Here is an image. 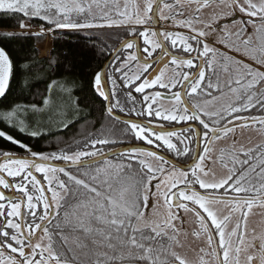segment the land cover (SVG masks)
Returning a JSON list of instances; mask_svg holds the SVG:
<instances>
[{
    "label": "snow or ice",
    "instance_id": "6c2138e0",
    "mask_svg": "<svg viewBox=\"0 0 264 264\" xmlns=\"http://www.w3.org/2000/svg\"><path fill=\"white\" fill-rule=\"evenodd\" d=\"M0 11L41 22L33 31L21 19V35L67 45L44 58L40 105L0 110V264H264V235L247 239L249 214L264 207V144L237 148L233 139L220 149L222 173L212 155L238 128L264 131V0H0ZM104 29L124 39L109 44L94 31ZM35 66L23 47L0 45V103ZM73 74L101 119L75 147L36 150L44 129L68 135L80 123L79 99L58 106L51 96L53 87L71 96ZM70 202L78 211L61 220ZM189 217L194 261L181 251Z\"/></svg>",
    "mask_w": 264,
    "mask_h": 264
},
{
    "label": "trees",
    "instance_id": "16d2710c",
    "mask_svg": "<svg viewBox=\"0 0 264 264\" xmlns=\"http://www.w3.org/2000/svg\"><path fill=\"white\" fill-rule=\"evenodd\" d=\"M21 19L24 22H30L33 27H39L40 21L33 19L29 21L27 18L22 17L19 13H11L0 11V45L7 46L9 50H14L20 52L22 47L29 51L30 54L34 57L35 67L33 69V76L26 81H21L17 79L12 85V95L8 97L7 101L0 103V110H3L5 104H19L21 106H29L31 104L40 105L42 103V98L48 96L49 93L46 91L48 88L49 80L48 75L51 71L49 68L48 61L45 60V57L55 58L60 55L62 52L66 51L67 45H65L64 40L60 37L51 36L52 44L47 51H44L39 45L44 42V39H37L32 36L21 35L22 30L19 28V23ZM67 31V30H64ZM100 39L106 41L109 44H117L119 41L124 39L123 30L121 29H104V30H94ZM8 33H16L14 37L8 36ZM75 41V37L71 38ZM50 54V55H49ZM48 55V56H47ZM104 61L103 63H105ZM95 63V61H94ZM54 68V65L52 66ZM41 68L44 71H41ZM65 75L62 74L57 76H52L53 80L62 81ZM70 78L75 80L73 87L75 91L72 92L71 96L60 93L59 88L53 87L51 96L55 99L56 105H68L75 103L78 99L81 101L80 109L81 112L73 116V119L81 118L80 123L76 125V128L72 129L68 135L58 133L59 121L56 119V110H53L49 123L51 126V131L53 133H58L56 135H47L48 129H44L47 139L41 140L38 149L45 152L55 151L57 146L63 148L66 144L71 143L74 139H79L82 135H79V132L83 131L86 126L95 124L98 120L101 119L100 102L96 100L92 94L88 91V85L86 81L79 76L78 74H73ZM99 125H97L98 127ZM5 124L0 123V128H4ZM91 130V129H90ZM32 144H35V140L29 141ZM4 143L3 140H0V144ZM109 150V149H105ZM110 160L118 161L117 156L110 158ZM98 165H92L94 169ZM80 171H84L81 169ZM75 207L74 202L61 210L60 217L61 220L64 217L65 212H68L70 215H75L73 208ZM58 223L55 219L53 227ZM66 227L64 223H61V228ZM55 238V233H54Z\"/></svg>",
    "mask_w": 264,
    "mask_h": 264
},
{
    "label": "rangeland",
    "instance_id": "374dc122",
    "mask_svg": "<svg viewBox=\"0 0 264 264\" xmlns=\"http://www.w3.org/2000/svg\"><path fill=\"white\" fill-rule=\"evenodd\" d=\"M122 2V0H121ZM29 23V22H25ZM165 27H171V25H164ZM38 27H33L32 30L35 31L37 30ZM50 42L52 44L51 36H45L44 42L39 45V49L41 52V46L42 49L47 50L50 47ZM48 56V55H47ZM165 106H168V102H165ZM83 139V136L81 138L74 139L71 143L66 144L67 147L68 145H72L75 147L76 142L80 141ZM233 139L237 141L236 147L239 148L241 145L247 149V148H254L257 145H262L264 144V131L257 130V126H253L251 130L249 129H236L235 135L232 136L230 135L229 138L225 141L222 142H215L213 144V159L215 161L213 167L216 169L218 173H222L226 171L225 169L222 168L221 166V161H220V149L225 148V149H231L232 144H233ZM106 150V152L110 151ZM225 159L227 160L228 157L227 155L225 156ZM113 163H118V161H113ZM211 163V161L209 162ZM231 166V165H229ZM153 202V200H150V204ZM216 209L220 212V214H227L228 209L225 208L224 205H216ZM254 208V207H253ZM263 212H251L249 214L248 220H247V239L251 240L252 236L255 235L257 237H260L264 235V207H262ZM74 212H77L78 209L76 207L73 208ZM151 208L148 209L147 215L151 216ZM181 215H184L181 212ZM240 213H234L233 214V220H232V225L234 226L236 221L239 219ZM179 225V222H177ZM184 230L189 233V237L187 240H185V247L182 251V254L188 257L190 260H196L199 252H198V247L197 245L199 244V241H196L194 237L190 235V233L195 230L198 226L193 223L192 218H188L187 223L184 224ZM181 239L183 238V235L181 236Z\"/></svg>",
    "mask_w": 264,
    "mask_h": 264
},
{
    "label": "flooded vegetation",
    "instance_id": "af4514ba",
    "mask_svg": "<svg viewBox=\"0 0 264 264\" xmlns=\"http://www.w3.org/2000/svg\"><path fill=\"white\" fill-rule=\"evenodd\" d=\"M155 67H156V65H154V68ZM252 212H263V209L260 206H254V208L252 209ZM54 222H55V219H53V223L51 225H49L50 228L53 227Z\"/></svg>",
    "mask_w": 264,
    "mask_h": 264
},
{
    "label": "water",
    "instance_id": "95a60500",
    "mask_svg": "<svg viewBox=\"0 0 264 264\" xmlns=\"http://www.w3.org/2000/svg\"><path fill=\"white\" fill-rule=\"evenodd\" d=\"M106 63V62H105ZM111 151V150H110ZM109 152V151H108ZM116 155H110L108 159L115 157ZM94 165V164H93Z\"/></svg>",
    "mask_w": 264,
    "mask_h": 264
},
{
    "label": "bare ground",
    "instance_id": "6f19581e",
    "mask_svg": "<svg viewBox=\"0 0 264 264\" xmlns=\"http://www.w3.org/2000/svg\"><path fill=\"white\" fill-rule=\"evenodd\" d=\"M49 45L51 46V42H50V44H49ZM41 48H42V46H41ZM49 48H50V47H49ZM49 48H48V49H49ZM48 49H47V50H48ZM43 50H44V49H43ZM47 50H44V51H47Z\"/></svg>",
    "mask_w": 264,
    "mask_h": 264
}]
</instances>
